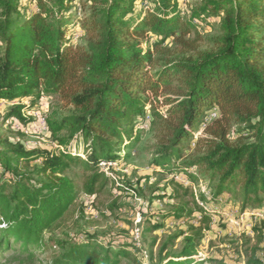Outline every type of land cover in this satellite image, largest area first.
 <instances>
[{
	"label": "trees",
	"instance_id": "trees-1",
	"mask_svg": "<svg viewBox=\"0 0 264 264\" xmlns=\"http://www.w3.org/2000/svg\"><path fill=\"white\" fill-rule=\"evenodd\" d=\"M184 1L0 0V101L16 103L6 121H36L30 114L41 111L38 102L55 95L71 109L46 115L54 148L0 137V258L14 250L19 264H29L44 252L45 232L78 199L67 172L82 168L89 174L84 191L97 196L111 180L100 163L130 157L140 142L135 132L141 133L148 106L160 96L168 110L165 116L154 112L151 121L154 170L193 185L209 178V196L199 199L213 207L229 193L244 208L264 209V0ZM215 25L218 37L203 38V27ZM79 29L84 36L76 45ZM212 111L216 116L207 123ZM160 192L156 199L180 203L150 232L169 220L201 217L199 226L171 239L187 234L181 253L161 264H204L198 251L214 214L173 178ZM188 197L194 208L183 201ZM254 232L259 245L264 226ZM96 240L70 246L52 264L131 258ZM248 264L261 260L253 254Z\"/></svg>",
	"mask_w": 264,
	"mask_h": 264
},
{
	"label": "rangeland",
	"instance_id": "rangeland-1",
	"mask_svg": "<svg viewBox=\"0 0 264 264\" xmlns=\"http://www.w3.org/2000/svg\"><path fill=\"white\" fill-rule=\"evenodd\" d=\"M197 1L200 0H185L184 4L191 5ZM211 22L215 23L213 20ZM217 23L219 22L215 24ZM217 25L214 27L204 26L205 30H202L201 33L202 37L205 39L218 37ZM81 42V40L74 41L76 45ZM200 45L203 50L208 48L205 42ZM41 105H48V113H56L58 117L68 115L71 112V109L65 106L58 95L46 97L40 100L36 106L41 110ZM10 107H12L11 103L0 101L1 140H9L11 143L23 142L29 147L38 145L43 149L54 148L55 143L51 136L40 133L38 130L40 129V122L36 120V114H42V111H34L30 114L31 118L36 121L30 122L31 125L28 123L29 129L27 130L29 132L32 129L34 133L32 131L31 135L23 136L15 131L13 120L6 121L5 119ZM147 110V120L141 128V133L135 132V134L140 135V142L131 152L129 158L117 161L118 166L113 171L118 183L110 178L109 185L105 186L97 196H89L83 189L89 174L80 167L72 168L67 172L66 176L77 185L79 192L77 202L67 216L51 230L45 232L43 238L46 245L45 250L42 253L36 252V259L29 264H52L70 246L86 242L91 238L97 239L96 241L105 248L112 247L113 250L119 249L129 252L131 258L121 259L120 264H161V259L166 255L177 256L181 253L187 234L177 238L174 242H171V239L182 232L186 233L190 227L199 226L197 220L201 217L196 213L190 219L169 220L163 229L155 232L149 231L153 223H161V216L176 208L180 202L168 198L164 200L155 198L161 193L160 191L167 181L173 178L176 173L171 176L164 175L156 172L152 166L157 140L151 128V121L155 119L154 112L163 116L167 115L168 106L165 105L163 97L160 96L158 99H153ZM215 115L214 111L210 112L205 118L206 122L213 120ZM197 136H201V133ZM192 149L193 147L186 148V155H189ZM126 153H128L126 150L121 152L122 155ZM29 169L31 170V168ZM193 171L197 172L198 170L193 169ZM118 185L127 190L118 191ZM193 186H191V190L196 197L194 201L199 205V203H203L199 199V195L203 194V190L205 193H209L208 188L212 185L209 178H206L201 179L199 184ZM170 190L169 192H171ZM199 190H201L200 193ZM183 201L191 204V208L195 207L191 197ZM227 201L229 202L226 203ZM217 207H220L222 213L234 214V216L236 212L252 213L254 211L251 207L244 208L241 200L229 193L223 195ZM219 220L220 217L215 219L216 222L213 219L210 230L204 233V239L198 251L202 255V260L205 261L204 264H211L210 261L223 264H248L253 254L256 257L262 255L260 244L258 245L256 240V233L253 237L249 232L227 234L226 225ZM137 229L141 232L139 245H137L134 237ZM12 244L13 242H11ZM16 255L14 250L3 253L0 264H19L14 259Z\"/></svg>",
	"mask_w": 264,
	"mask_h": 264
},
{
	"label": "built area",
	"instance_id": "built-area-1",
	"mask_svg": "<svg viewBox=\"0 0 264 264\" xmlns=\"http://www.w3.org/2000/svg\"><path fill=\"white\" fill-rule=\"evenodd\" d=\"M84 36V33L82 31H78L77 34L74 37V41L77 42L79 40H82ZM5 102V101H4ZM12 106L16 105V103H11ZM41 111L43 112L36 114V120L40 122V126L38 129L40 133L43 134H49L51 136V133L48 130L47 127V123H46V115L49 112L48 109V105H41ZM216 116V115H215ZM14 124H15V131L16 132H21L23 133L25 136H29L32 134V129L31 131L28 132L27 129L29 125H31V123L27 126H22L17 120H14ZM34 133V131H33ZM54 147H56V145H53ZM33 147H39L38 145H33ZM118 166L117 161H102L100 163V169L110 178H113L117 183L118 180L114 177L113 175V171H115L116 167ZM193 171V170H192ZM173 179H175L176 181H178L179 183H181L182 185H184L185 187H191L193 186L191 184V182L184 176L182 175H178L175 174L173 175ZM193 188H195L193 186ZM198 191V190H197ZM201 192V190H199V193ZM203 194H206L207 196H209V193H205V191H202ZM199 205L201 206V208L205 211V212H211L214 214V222L215 219H217L218 217H220V220L223 224L226 225V231L227 234H233V233H237V232H249L251 233L252 237L254 236V228L255 227H262L264 226V210H254L252 213H238L236 212L235 216L234 214L231 215L229 213H222L220 207H213L211 205H209L208 203H199ZM219 220V222H220ZM140 222V221H139ZM135 237V241L137 242V245L140 244V237H141V232L139 229H137L135 231L134 234ZM260 249L262 250V255L260 257H258L261 260V264H264V238L262 243L260 244ZM198 258L199 261H203L202 260V255L201 253L198 252ZM197 264V263H196Z\"/></svg>",
	"mask_w": 264,
	"mask_h": 264
}]
</instances>
